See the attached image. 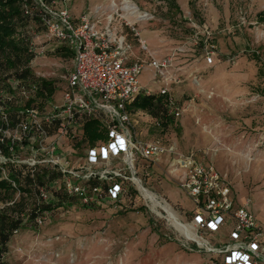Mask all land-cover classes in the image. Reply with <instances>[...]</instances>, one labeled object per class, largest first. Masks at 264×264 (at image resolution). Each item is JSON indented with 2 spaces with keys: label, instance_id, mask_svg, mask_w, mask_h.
I'll list each match as a JSON object with an SVG mask.
<instances>
[{
  "label": "rangeland",
  "instance_id": "1",
  "mask_svg": "<svg viewBox=\"0 0 264 264\" xmlns=\"http://www.w3.org/2000/svg\"><path fill=\"white\" fill-rule=\"evenodd\" d=\"M131 1L154 15L136 25L152 55L163 56L196 34L204 37L205 29L215 47L211 63L204 58L201 44L174 61L172 68L179 70L169 72L173 76L168 88L176 103L184 106L182 116L163 127L136 111L131 132L143 140L174 141L179 151L194 152L201 162L213 164L228 176L241 200L250 198L251 205L264 208V21L259 18L264 0H176L180 11L169 8V0ZM108 3L70 0L68 7L71 15L76 12L79 16ZM125 30L134 56L147 62V51ZM34 33L45 52L33 58L30 66L62 90L72 59L57 50L63 43L48 39L44 31ZM0 72L3 76L8 73L3 63ZM139 84L146 95L163 87L147 66L139 75ZM54 96L60 103L62 92ZM166 160L164 157L151 169L140 161L135 176L189 225L195 205L168 174ZM135 187L138 198L124 210L75 204L54 210L39 227H22L10 237L2 260L5 264H221L212 254L217 251L208 250L202 242L207 239L215 246L224 234H202V239L190 225L197 239L186 238L165 211L153 210L137 183Z\"/></svg>",
  "mask_w": 264,
  "mask_h": 264
},
{
  "label": "built area",
  "instance_id": "2",
  "mask_svg": "<svg viewBox=\"0 0 264 264\" xmlns=\"http://www.w3.org/2000/svg\"><path fill=\"white\" fill-rule=\"evenodd\" d=\"M69 1L36 0L47 38L67 45L72 52V69L65 76L61 102L50 104L40 117L36 110L28 109L32 126L26 121L12 128L8 126L0 135V145L8 148L6 154L0 149V162L49 166L58 174L51 187H61L67 194L77 196L82 204L102 205L119 197L122 187L121 183L112 182L115 177L135 185V169L140 161L156 164L167 157L168 174L177 179L179 187L195 205L189 224L200 234L199 238L204 239L202 234L208 237L224 234L215 246L203 240L208 250L217 251L212 252L213 256L219 257L222 264L264 263V224L253 214L250 198L241 203L237 201L232 182L225 173L201 162L194 152L179 151L174 141L143 140L131 132L133 118L128 105L142 91L139 75L145 66L162 83L159 93L166 96V115L175 120L182 116L185 108L176 103L168 88L173 76L169 72L179 70L172 68L176 58L185 57L189 48L200 44L204 58L211 63L215 47L210 44V31L205 29L204 37L196 34L157 57L149 52L136 29L139 22L152 20V13L141 11L131 0H126L127 5L125 0H109L108 5H96L91 11L73 17ZM125 29L138 40L140 49L147 51V62L134 56ZM36 38L29 42L34 58L45 52ZM144 113L154 125H159ZM90 118L99 119L107 130V138L78 148L75 142L81 138L84 122ZM41 121L57 122L56 134L49 136ZM79 149L81 153L77 154L75 150ZM120 156V161L110 163ZM96 179L112 182L108 195L101 194L100 186L88 185ZM11 184L16 185L14 181ZM20 196L17 191L11 200L0 201V209L14 204ZM34 200L37 204L50 200L45 187H39ZM43 214L35 218L39 225L41 218H46V213Z\"/></svg>",
  "mask_w": 264,
  "mask_h": 264
},
{
  "label": "trees",
  "instance_id": "3",
  "mask_svg": "<svg viewBox=\"0 0 264 264\" xmlns=\"http://www.w3.org/2000/svg\"><path fill=\"white\" fill-rule=\"evenodd\" d=\"M168 4L169 8L180 11L176 0H169ZM260 14V21H264V13ZM37 31H44V27L40 21L36 0H0V64L3 63L4 69L8 71L5 76L0 72V135L8 126L12 128L22 121L32 126L27 110H36L40 117V114L48 110L50 104L56 103L55 93L62 92L65 88L64 86L62 90H57L52 80L38 76L30 66L35 54L29 49V42L33 37L36 38L33 33ZM57 50L64 51V54L72 59V52L67 45L63 44ZM165 102L166 96L161 95L159 91L148 95L139 93L128 105V111L131 114L139 110L144 111L159 125L166 127L175 119L166 115ZM40 124L49 136L56 134L57 122L47 124L41 121ZM80 136L75 146L84 148L86 145L106 140L107 130L99 119L90 118L84 122ZM4 138L8 140L6 135ZM0 149L4 154L8 151L2 144ZM151 167L153 164H146V168ZM57 176L49 166L30 167L15 162H0V201L11 200L17 191L21 194L14 204L0 209V264H5L2 257L7 251L10 237L22 227H39L41 224L39 225L35 218L44 216L43 213H46L47 218L54 210L69 208L75 204L87 208L110 205L120 211L126 208L127 203H133L138 198L137 189L132 182H120V178L115 177L112 182L117 181L122 187L115 202L106 200L102 205L82 204L77 196L67 194L61 187L50 186ZM13 181L15 186L11 184ZM112 182L96 179L88 182V185L100 186L101 194L106 196ZM41 186L48 191L50 200L37 204L34 199ZM46 218H41L43 223ZM216 259L220 261L219 257Z\"/></svg>",
  "mask_w": 264,
  "mask_h": 264
},
{
  "label": "bare ground",
  "instance_id": "4",
  "mask_svg": "<svg viewBox=\"0 0 264 264\" xmlns=\"http://www.w3.org/2000/svg\"><path fill=\"white\" fill-rule=\"evenodd\" d=\"M124 2H125L124 5H127L126 0ZM133 14L136 15V16H139L137 11H133ZM136 182H137L138 188H139L140 192L142 193V195L144 196V198H146L148 201H150L149 203H151V206H152L153 210L155 208H160L161 210L165 211L166 214H167V217L171 220V223L173 224V226L181 234H183L188 239H192V238L197 239L196 235L192 231V228H191L190 224L187 225L188 223L186 224V223L182 222L180 220V218L177 217L175 212L173 210H171L170 206L167 203L162 202V200H159L158 196L155 193H153L150 190H148L146 187H144L139 180L136 179Z\"/></svg>",
  "mask_w": 264,
  "mask_h": 264
},
{
  "label": "crops",
  "instance_id": "5",
  "mask_svg": "<svg viewBox=\"0 0 264 264\" xmlns=\"http://www.w3.org/2000/svg\"><path fill=\"white\" fill-rule=\"evenodd\" d=\"M72 12V11H71ZM76 14H78V13H73L72 12V16L73 17H78ZM213 165V164H212ZM232 182V181H231ZM232 185H233V183H232ZM237 191L235 190V188L233 187V195L235 196V198L237 199V201L238 202H242L243 201V199L241 200L240 198H239V194L238 193H236ZM245 199V198H244ZM251 210H252V212H253V214L255 215V217L257 218V220L260 222V223H262V224H264V208L263 207H261L260 205H256L255 207L253 206V205H251Z\"/></svg>",
  "mask_w": 264,
  "mask_h": 264
}]
</instances>
